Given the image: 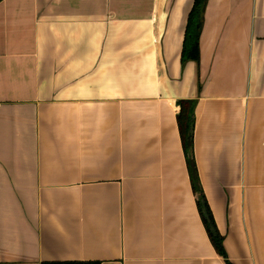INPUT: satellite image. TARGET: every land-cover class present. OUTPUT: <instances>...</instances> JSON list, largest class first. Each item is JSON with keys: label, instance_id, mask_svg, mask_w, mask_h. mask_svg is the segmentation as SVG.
Segmentation results:
<instances>
[{"label": "crops", "instance_id": "crops-1", "mask_svg": "<svg viewBox=\"0 0 264 264\" xmlns=\"http://www.w3.org/2000/svg\"><path fill=\"white\" fill-rule=\"evenodd\" d=\"M0 2V264H264V0Z\"/></svg>", "mask_w": 264, "mask_h": 264}, {"label": "trees", "instance_id": "trees-1", "mask_svg": "<svg viewBox=\"0 0 264 264\" xmlns=\"http://www.w3.org/2000/svg\"><path fill=\"white\" fill-rule=\"evenodd\" d=\"M2 0H0L1 2ZM207 0H194L192 9L187 17L186 28L183 37L181 50V63L199 61V35L202 27L203 14ZM179 112L176 116V123L183 152L187 158V164L190 172L193 193L196 199V206L203 227L208 239L215 249L217 255L221 257L225 264H231L223 249V237L218 232L211 210L207 204L204 194L199 186L195 167L192 159L193 132H194V109L195 101L177 102ZM42 264H99L96 262H57Z\"/></svg>", "mask_w": 264, "mask_h": 264}]
</instances>
